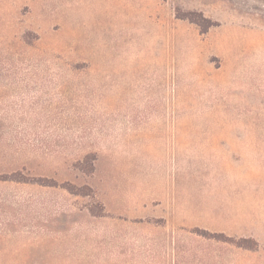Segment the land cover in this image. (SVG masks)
I'll list each match as a JSON object with an SVG mask.
<instances>
[{"label":"rangeland","instance_id":"obj_1","mask_svg":"<svg viewBox=\"0 0 264 264\" xmlns=\"http://www.w3.org/2000/svg\"><path fill=\"white\" fill-rule=\"evenodd\" d=\"M138 195L173 225L141 259L101 229ZM157 232L264 264V0H0V264H150Z\"/></svg>","mask_w":264,"mask_h":264},{"label":"crops","instance_id":"obj_2","mask_svg":"<svg viewBox=\"0 0 264 264\" xmlns=\"http://www.w3.org/2000/svg\"><path fill=\"white\" fill-rule=\"evenodd\" d=\"M16 184H20V183H16ZM131 202H132V207L128 210H124L120 208H112V206L107 204L106 206L107 215L104 216V218H109L111 219V221L101 222L102 225L101 229L108 232L106 234H102V241L104 240L103 243H108V244L112 242L118 243L120 246L126 248V250H130L131 248H134L135 256L138 259H141L139 258L140 247L138 244H135V241H139L141 238L140 230H142V228L147 229V227L151 224L154 227L156 226L155 229L156 230L158 229L159 231L172 229L173 225L168 221H163L162 223L159 224L141 221L140 219L142 217H145L146 215V213H144L143 210H141V205H144L145 201L142 200L141 197L138 195L137 197L133 196ZM125 236H127V242H128L127 245L124 243ZM153 238L151 239V243L148 245L149 246L148 248L150 249V254L152 256V258H150L149 260L150 264H163V263L166 264L167 245L164 244L166 242L165 234L157 232L154 234ZM145 261L143 262L145 263Z\"/></svg>","mask_w":264,"mask_h":264},{"label":"trees","instance_id":"obj_3","mask_svg":"<svg viewBox=\"0 0 264 264\" xmlns=\"http://www.w3.org/2000/svg\"><path fill=\"white\" fill-rule=\"evenodd\" d=\"M11 180H15V181H21V180H18V179H11Z\"/></svg>","mask_w":264,"mask_h":264}]
</instances>
